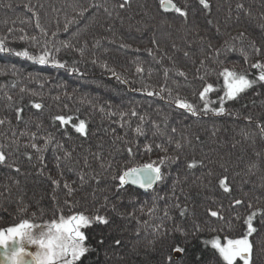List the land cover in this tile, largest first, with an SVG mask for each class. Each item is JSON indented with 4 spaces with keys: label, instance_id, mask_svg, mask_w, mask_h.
I'll list each match as a JSON object with an SVG mask.
<instances>
[{
    "label": "trees",
    "instance_id": "1",
    "mask_svg": "<svg viewBox=\"0 0 264 264\" xmlns=\"http://www.w3.org/2000/svg\"><path fill=\"white\" fill-rule=\"evenodd\" d=\"M123 2L0 0L7 49L36 56L47 49L66 64L0 53V150L8 158L0 165V231L25 220L46 231L61 215L99 213L109 223L82 229L92 251L81 264H160L174 244L186 249L174 264H222L205 241L241 238L257 211L249 239L254 264H264V82L225 100L222 115L204 111L199 96L207 84L224 96V69L258 77L251 65L264 62V0H209L208 10L199 0H172L186 17L163 12L160 0ZM226 42L234 50L225 52ZM219 106L220 99L209 103ZM60 115L84 120L87 134L60 125ZM165 156L164 179L153 189L120 186L124 171Z\"/></svg>",
    "mask_w": 264,
    "mask_h": 264
},
{
    "label": "snow or ice",
    "instance_id": "2",
    "mask_svg": "<svg viewBox=\"0 0 264 264\" xmlns=\"http://www.w3.org/2000/svg\"><path fill=\"white\" fill-rule=\"evenodd\" d=\"M128 0H124L120 4V7L123 8L127 5ZM161 7L172 8L180 16L186 17L187 12L180 7L172 3V0H160ZM199 4L203 9H210L211 5L209 0H199ZM239 7H242L239 6ZM67 28V25L65 26ZM243 34H241L242 36ZM236 39V38H233ZM65 48H71L72 45L70 42H62ZM227 45V42H226ZM123 46V45H122ZM229 50H234L231 45H227L224 49L225 52ZM258 54L260 49H254ZM9 52V54H14L18 57L28 59L34 63H39L41 65H47L51 63L53 67L58 69H65L66 64L60 62L56 59H50V54L45 49L42 55L36 56L30 54L28 51H15L7 49L3 41H0V53ZM59 51V49H56ZM243 52V49H241ZM81 54L83 50L81 49ZM187 55V53H185ZM220 55V50H217V56ZM247 59V57H246ZM95 63V61H93ZM107 67V65H105ZM252 68L259 70L258 77L253 80L247 78L245 74H237L234 71L224 69L220 75L224 76V96L220 98V106L218 108L209 109V103L206 99L207 94L213 91V86L207 84L203 91L199 93L200 99L204 101L203 109L204 111H213L216 115H222L225 112L224 101L225 100H235L239 95L245 92L247 89L251 88L254 84L258 82H264V62H257L251 65ZM111 70V69H109ZM72 71H78L73 68ZM141 69L137 68V72H140ZM115 74V73H114ZM178 75L184 76L183 72H179ZM119 79V77H117ZM147 95H154L153 92H148ZM11 99V97H9ZM176 106L178 108L184 109L187 112H190L193 116L197 115L196 108L188 103L187 101L180 100L179 98L175 99ZM33 107L40 109L42 106L39 103L33 104ZM103 111V109H101ZM21 110H17V118H20ZM132 115H136L133 111ZM60 122V125H68L72 123L75 131L80 135L87 134V125L84 120H80L78 124L74 123L71 116H57L54 118ZM4 121L0 120V124H3ZM138 133L141 132L140 128H137ZM261 133L264 134V125H261ZM52 137L49 136L48 140L45 142V147L51 142ZM31 147L37 151H43L38 148L36 144H32ZM176 147L179 149L180 144H177ZM150 150V149H149ZM129 154H131L132 149H128ZM7 155L4 151L0 150V165H5L7 162ZM31 159V157H29ZM42 159V157H41ZM169 158L167 156L161 158L159 162H151L144 164L141 167L130 168L124 171L119 176L120 186L123 187L127 183L138 185L141 188H151L157 181L164 179V174L161 171V166ZM254 166V165H253ZM187 167L193 169L197 167V161L193 160L188 163ZM19 172L20 169L17 167L14 169ZM251 171V168L249 169ZM83 179V177H81ZM54 184H59L58 181H53ZM220 187L224 192H230L231 188L228 182V178L224 177L219 180ZM68 188L69 194L72 192V189L65 184ZM67 203V202H66ZM242 201L236 200L235 204H241ZM251 207V205H249ZM23 211V209H21ZM186 209L180 212L181 215H184ZM167 215V212L165 213ZM210 215L212 217H218L216 211H211ZM257 211L251 212L246 220L245 224L247 225V231L239 239H226L224 243H221L220 239L214 238L209 241H205L206 246H210L215 253L218 254L219 259L222 261V264H237V261H241L242 264H254L253 254H254V244L249 239L254 233L257 232V229L253 226V219L256 217ZM261 216H264V211L260 212ZM93 223L96 224H108V218L97 213L94 216H88L82 213H77L64 217L63 215L59 218V223H51L47 226V230H41L39 232H34V229L40 228L38 224H31L27 220L20 223L15 227H9L6 230L0 231V249L2 253L0 256L3 257L5 264H81L82 258L86 257L87 254L92 251L89 246L85 243L87 237L82 229L90 227ZM158 231V230H157ZM98 243L103 244L104 241L100 240ZM116 246L121 245V240L116 239L113 242ZM27 246H35L36 251H29ZM169 251L164 254L163 259L160 264H174L176 256L186 255V249L179 245L174 244L169 246ZM175 254V255H174Z\"/></svg>",
    "mask_w": 264,
    "mask_h": 264
},
{
    "label": "rangeland",
    "instance_id": "3",
    "mask_svg": "<svg viewBox=\"0 0 264 264\" xmlns=\"http://www.w3.org/2000/svg\"><path fill=\"white\" fill-rule=\"evenodd\" d=\"M212 92L210 93L209 101H213V102L219 101V99L222 97V95L220 94V91L217 90V88L213 86V91ZM34 232H37V231L34 230ZM26 247L28 248L29 251H33V252L36 251L35 246H33V248H32V247H29V246L26 245ZM2 251L3 250L0 249V253H2ZM0 264H5L2 256H0ZM240 264H242L241 261H240Z\"/></svg>",
    "mask_w": 264,
    "mask_h": 264
},
{
    "label": "water",
    "instance_id": "4",
    "mask_svg": "<svg viewBox=\"0 0 264 264\" xmlns=\"http://www.w3.org/2000/svg\"><path fill=\"white\" fill-rule=\"evenodd\" d=\"M161 8H162L163 12H165V13L174 12V10L172 8H168L167 10L165 8H163V7H161ZM157 183H158V181L151 188H147V189L141 188L138 185H134V184H131V183H127V184H125V186L131 187V188L139 190V191H149V190L153 189L157 185Z\"/></svg>",
    "mask_w": 264,
    "mask_h": 264
},
{
    "label": "flooded vegetation",
    "instance_id": "5",
    "mask_svg": "<svg viewBox=\"0 0 264 264\" xmlns=\"http://www.w3.org/2000/svg\"><path fill=\"white\" fill-rule=\"evenodd\" d=\"M242 263V262H241Z\"/></svg>",
    "mask_w": 264,
    "mask_h": 264
}]
</instances>
